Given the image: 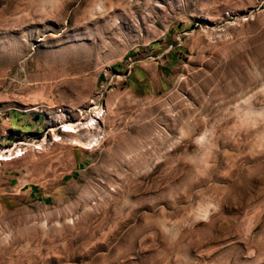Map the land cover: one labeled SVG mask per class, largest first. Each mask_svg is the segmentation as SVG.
Returning a JSON list of instances; mask_svg holds the SVG:
<instances>
[{"label": "rangeland", "instance_id": "374dc122", "mask_svg": "<svg viewBox=\"0 0 264 264\" xmlns=\"http://www.w3.org/2000/svg\"><path fill=\"white\" fill-rule=\"evenodd\" d=\"M81 1L0 0V264H264V0Z\"/></svg>", "mask_w": 264, "mask_h": 264}, {"label": "bare ground", "instance_id": "6f19581e", "mask_svg": "<svg viewBox=\"0 0 264 264\" xmlns=\"http://www.w3.org/2000/svg\"><path fill=\"white\" fill-rule=\"evenodd\" d=\"M87 2V0H82L81 1V3H80V7L82 6V5H84L85 3ZM13 63H11L10 65H12ZM12 67V66H11Z\"/></svg>", "mask_w": 264, "mask_h": 264}, {"label": "crops", "instance_id": "0c3cea01", "mask_svg": "<svg viewBox=\"0 0 264 264\" xmlns=\"http://www.w3.org/2000/svg\"><path fill=\"white\" fill-rule=\"evenodd\" d=\"M4 121H2L1 117H0V125L3 123Z\"/></svg>", "mask_w": 264, "mask_h": 264}]
</instances>
